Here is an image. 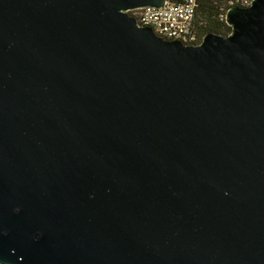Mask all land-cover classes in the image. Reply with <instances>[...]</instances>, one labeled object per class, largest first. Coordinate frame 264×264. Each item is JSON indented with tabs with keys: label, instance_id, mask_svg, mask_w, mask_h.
Wrapping results in <instances>:
<instances>
[{
	"label": "water",
	"instance_id": "95a60500",
	"mask_svg": "<svg viewBox=\"0 0 264 264\" xmlns=\"http://www.w3.org/2000/svg\"><path fill=\"white\" fill-rule=\"evenodd\" d=\"M167 3L0 0V264H264V0Z\"/></svg>",
	"mask_w": 264,
	"mask_h": 264
},
{
	"label": "built area",
	"instance_id": "2783aa9c",
	"mask_svg": "<svg viewBox=\"0 0 264 264\" xmlns=\"http://www.w3.org/2000/svg\"><path fill=\"white\" fill-rule=\"evenodd\" d=\"M196 0H187L183 4H170L164 8H141L130 11L141 26L153 28L155 33L166 40H179L191 45L195 35L191 34Z\"/></svg>",
	"mask_w": 264,
	"mask_h": 264
},
{
	"label": "trees",
	"instance_id": "16d2710c",
	"mask_svg": "<svg viewBox=\"0 0 264 264\" xmlns=\"http://www.w3.org/2000/svg\"><path fill=\"white\" fill-rule=\"evenodd\" d=\"M170 4H183L187 0H168ZM254 0H196L191 34L199 45L208 34L230 35L232 28L227 23L228 10L233 7L245 8Z\"/></svg>",
	"mask_w": 264,
	"mask_h": 264
},
{
	"label": "rangeland",
	"instance_id": "374dc122",
	"mask_svg": "<svg viewBox=\"0 0 264 264\" xmlns=\"http://www.w3.org/2000/svg\"><path fill=\"white\" fill-rule=\"evenodd\" d=\"M229 11V10H228ZM191 45H194V44H191Z\"/></svg>",
	"mask_w": 264,
	"mask_h": 264
}]
</instances>
